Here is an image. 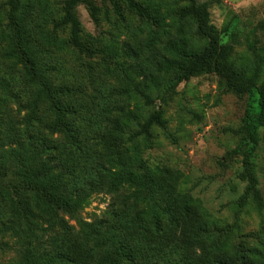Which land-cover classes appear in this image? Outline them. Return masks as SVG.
Wrapping results in <instances>:
<instances>
[{
  "label": "rangeland",
  "instance_id": "1",
  "mask_svg": "<svg viewBox=\"0 0 264 264\" xmlns=\"http://www.w3.org/2000/svg\"><path fill=\"white\" fill-rule=\"evenodd\" d=\"M92 1L96 22L85 5L75 9L87 50L81 51L70 43L69 27L54 28L64 0H19L16 31L8 29L9 7L0 0V264H24V254L30 262L40 260L49 240L65 236L61 221L77 233L112 212L129 211L134 192L142 197L134 212L153 209L159 217L166 206L177 211L184 228L177 243L203 219L215 247L222 248L218 254L240 251L245 258L224 264H261L264 139L261 128L255 145L242 133L246 112H259L258 95H235L215 74H204L180 83L163 105L162 96L183 65L206 46L195 21L177 14L185 3L137 0L148 9L146 18L123 0H115L118 13L108 0ZM198 1L206 2L212 26L228 27L220 61L238 76L257 70L264 80V0ZM159 108L166 126L134 137ZM235 149L240 154L229 156ZM244 152H251L260 208L251 194L239 202L248 184L242 176ZM120 162L133 174L113 185L100 166L115 171ZM84 179L100 181L99 190L78 210L60 211L51 226L41 198L14 192L37 185L71 196L86 189ZM26 244L33 254L24 251ZM192 261L191 254L186 264Z\"/></svg>",
  "mask_w": 264,
  "mask_h": 264
},
{
  "label": "trees",
  "instance_id": "2",
  "mask_svg": "<svg viewBox=\"0 0 264 264\" xmlns=\"http://www.w3.org/2000/svg\"><path fill=\"white\" fill-rule=\"evenodd\" d=\"M108 1L112 3L118 13L119 7L116 1ZM123 1L131 11L142 17L150 18L148 9L137 0ZM180 1L185 3V6L178 10V16L191 18L195 21L196 33L206 40V46L183 65L174 83L165 90L162 96L163 105L172 99L176 93L175 89L180 83L200 75L215 74L224 83L226 90L235 95H258L259 112L255 114L248 110L242 128V133L245 134L246 139L255 145L259 139L258 128L262 129L264 139V80L260 82L257 70L248 76H238L228 63L220 61L223 54L220 42L222 35L228 31V27L218 31L212 26L206 2H199L198 0ZM5 3L9 7L7 27L16 31L18 29L19 0H5ZM79 5H85L89 9L92 19L95 22L97 21L98 8L92 0H64L63 15L55 23L54 28L69 27L72 46L81 51H87L79 39L81 23L75 12ZM262 28L264 29V26ZM143 96L147 104L153 103L148 95L143 94ZM163 115L162 108L154 110L133 136L149 137L154 126L164 128L166 120ZM254 117L256 118L252 121L251 119ZM236 153L240 154V151L235 149L229 153V156ZM95 155L96 160H98L102 153L97 151ZM243 155L244 172L242 176L247 179L248 184L245 194L240 197L239 202L244 204L248 195L251 194L252 200L260 208L262 198L257 189V179L250 164L251 152H244ZM109 160L105 159L106 162ZM118 165L119 168L115 171L100 166V169L106 172L105 177L108 176L109 180L113 181V185L121 184V181L125 178L124 176L129 175L131 177L133 174L131 171L126 172L124 170V162H120L116 166ZM3 175L0 169V178ZM83 181L86 189L83 191H81L82 189L75 190L71 196L50 192L37 185H26L22 188L14 187V192L16 195H20L21 191L33 192L41 198L45 209L43 214L49 216L48 221L51 226L53 225L52 221L58 219L60 211L72 213L78 210L88 201L92 193L100 188L98 186L100 181H97L98 183L92 179H84ZM128 199H130L128 202L129 211L112 212L107 217L82 225L77 233L61 221L65 236H60L61 239L52 238L49 240L41 249L40 260L30 262L24 254V264H186V260L191 254L194 255V261L191 264H224V261L228 263V259H232L230 260L232 263L233 257H239L238 259L241 261L245 259L240 251L236 252L237 256L228 253H225L226 255L218 254L222 248H216V244L212 241L210 226L203 219L197 220L192 234L187 235L185 240L183 239V243H177V232H183L184 228L182 230L180 222L177 221L176 210L166 206L164 207V214L159 217L155 212H152L153 209L149 210L148 213H138L134 212L133 209H136L138 201H141L142 197L138 192H134L130 193ZM189 216H191V213L188 214ZM1 246L2 244H0ZM24 249L27 254H33L29 245L26 244ZM197 249L201 251L199 255L196 254ZM199 257L198 261L197 258ZM261 264H264V260L261 261Z\"/></svg>",
  "mask_w": 264,
  "mask_h": 264
}]
</instances>
